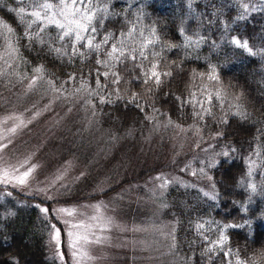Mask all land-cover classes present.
Returning <instances> with one entry per match:
<instances>
[{"label": "trees", "instance_id": "trees-1", "mask_svg": "<svg viewBox=\"0 0 264 264\" xmlns=\"http://www.w3.org/2000/svg\"><path fill=\"white\" fill-rule=\"evenodd\" d=\"M61 1L0 0V50H14L15 71L36 75L14 100L25 108L83 94L90 128L115 138L164 118L195 126L214 141V194L168 187L169 263L264 264V0H77V32L39 16ZM13 80L0 75V92ZM72 150L87 156L84 145ZM76 183L54 201L0 186V264H60L46 251L50 206L85 199Z\"/></svg>", "mask_w": 264, "mask_h": 264}, {"label": "rangeland", "instance_id": "rangeland-1", "mask_svg": "<svg viewBox=\"0 0 264 264\" xmlns=\"http://www.w3.org/2000/svg\"><path fill=\"white\" fill-rule=\"evenodd\" d=\"M82 15L77 0L39 13L76 32L83 28ZM13 54L7 45L0 50V75L15 77L0 92V186L54 201L77 182L87 194L80 202L51 204L49 257L60 264H170L174 231L162 214L164 195L172 184L214 194L207 166L217 159L214 141L195 126L165 118L129 138L108 136L90 128L93 115L86 113L83 94L74 100L57 93L46 100L35 97L23 108L14 98L32 88L36 75L15 71ZM86 124V132H78ZM83 145L87 156L79 159L72 149Z\"/></svg>", "mask_w": 264, "mask_h": 264}]
</instances>
